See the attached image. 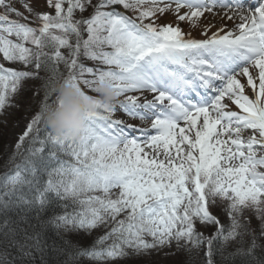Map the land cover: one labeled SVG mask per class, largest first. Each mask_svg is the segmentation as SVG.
I'll return each instance as SVG.
<instances>
[{"label":"snow or ice","instance_id":"snow-or-ice-1","mask_svg":"<svg viewBox=\"0 0 264 264\" xmlns=\"http://www.w3.org/2000/svg\"><path fill=\"white\" fill-rule=\"evenodd\" d=\"M15 3L0 0V54L19 65L0 63V117L28 123L0 173V264L49 248L64 264H264V0ZM60 83L119 102L58 135Z\"/></svg>","mask_w":264,"mask_h":264},{"label":"clouds","instance_id":"clouds-1","mask_svg":"<svg viewBox=\"0 0 264 264\" xmlns=\"http://www.w3.org/2000/svg\"><path fill=\"white\" fill-rule=\"evenodd\" d=\"M56 93L62 98L63 104L47 113L46 119L48 126L58 135H78L85 112H95L102 105L112 106L119 102L116 90L108 84L100 85L98 96L87 99L76 89L62 83L56 85Z\"/></svg>","mask_w":264,"mask_h":264},{"label":"rangeland","instance_id":"rangeland-1","mask_svg":"<svg viewBox=\"0 0 264 264\" xmlns=\"http://www.w3.org/2000/svg\"><path fill=\"white\" fill-rule=\"evenodd\" d=\"M24 3V0H16L15 6L20 8L21 4ZM39 4H41V1H39ZM42 5V4H41ZM20 10L22 11V8H20ZM165 21H161V23H164ZM187 25H182V27H186ZM231 26V25H229ZM186 32L188 31L187 29H184ZM198 36L199 33L195 32ZM0 60L1 62H3V64L8 65L7 62H5L2 58V54H0ZM8 67V66H6ZM13 67H19V65H13ZM0 121L3 124V128L1 127L0 132L3 130L4 132L2 133V137L6 140V142H3L5 144H7L9 147L11 146H15L16 142H17V138L20 134H22V132L25 129V125L28 123V120L26 119V113L24 112L23 109L19 108V106L17 107H11L9 109L6 110L5 115L0 117ZM213 212L215 214H217L218 216H220L221 220L227 224V219L224 217L223 213L219 210L214 208ZM207 234V233H206ZM84 244H86V238H81ZM179 256V255H178ZM172 257L169 260H161L159 257H140L138 258V262L139 264H153V262H155V264H173L175 263L177 260V257ZM81 264H89V262L82 261Z\"/></svg>","mask_w":264,"mask_h":264},{"label":"trees","instance_id":"trees-1","mask_svg":"<svg viewBox=\"0 0 264 264\" xmlns=\"http://www.w3.org/2000/svg\"><path fill=\"white\" fill-rule=\"evenodd\" d=\"M2 143H0V156H8L9 151H1L2 150ZM8 153V154H7ZM3 159V158H2ZM46 238L48 241V244H53L55 242L56 244H61L62 241L60 237L56 236V233L52 229H48L46 232ZM68 239L67 237H65ZM68 259V257L64 254H57L56 252L52 251L51 248L48 249L47 254H46V260L47 264H64V262ZM185 259V257L182 255L180 256L177 261L173 264H182V261ZM72 264H77L76 261L72 262ZM123 264H135L131 262L130 260L125 261ZM236 264H239V261L237 260Z\"/></svg>","mask_w":264,"mask_h":264}]
</instances>
